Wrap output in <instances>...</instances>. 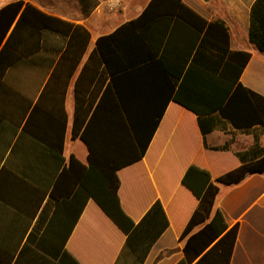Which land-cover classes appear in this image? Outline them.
Returning <instances> with one entry per match:
<instances>
[{"label":"trees","instance_id":"trees-1","mask_svg":"<svg viewBox=\"0 0 264 264\" xmlns=\"http://www.w3.org/2000/svg\"><path fill=\"white\" fill-rule=\"evenodd\" d=\"M89 39V31L81 24L44 13L23 0L9 2L0 8V75L44 50L81 54ZM248 41L264 51V0H254L251 6ZM90 54L98 56L97 65L102 64L103 92L93 109L82 113L76 108L72 123V136L88 149V164L84 166L73 155L65 163L62 130L53 155L45 158V167L61 178L79 166L81 178L75 181L79 179L85 198H93L127 235L119 256L126 251L134 264H142L168 219L160 200H155L135 223L118 199L116 171L142 157L169 101L196 115L202 136L228 127L241 132L259 128L264 133V96L239 80L250 52L231 48L226 22L206 20L183 0H148L135 17L98 36ZM15 115L13 109H0V264H79L62 250V244L49 250L47 227L40 237L34 228L28 232L49 181L45 177L37 185L32 173L19 169L14 153L19 138L27 133L30 115L19 132L23 116ZM143 122L146 136L138 143L139 150L135 157L124 156L129 139H139L135 123ZM111 145L117 150L111 151ZM234 155L239 165L214 179L198 165L185 169L181 182L197 198V205L179 236L183 257L175 264H229L238 225H230L217 204L219 185L263 173L264 146L254 134V142ZM27 163L30 167L31 160ZM86 201L71 200L78 202L72 208L71 228Z\"/></svg>","mask_w":264,"mask_h":264},{"label":"crops","instance_id":"crops-1","mask_svg":"<svg viewBox=\"0 0 264 264\" xmlns=\"http://www.w3.org/2000/svg\"><path fill=\"white\" fill-rule=\"evenodd\" d=\"M12 1L16 0H0V8ZM23 1L44 13L81 24L90 33L88 46L81 54H55L44 50L22 59L0 75L3 83H0V109H13L17 118L23 116L18 132L30 115L27 133L19 138L14 153L20 160L19 169L32 173L37 185L45 177L49 181L47 194L28 232L34 228L36 236L40 237L47 227L45 244L49 250H56L62 244V250L69 252L79 264H134L126 251L124 256H119L127 235L93 198H85L79 181L81 168L77 166L59 178L45 167V158L53 155L64 130L61 155L65 163L73 155L87 166L88 149L79 137L72 136V123L76 108L82 113L93 109L103 92L102 64L97 65L98 56L90 51L98 36L135 17L148 0H134L136 3L131 5L130 0H122L120 11L109 10L106 0ZM183 1L206 20L220 18L226 22L231 48L250 52L239 80L264 96V51L248 41L254 0ZM122 10L128 13V18L117 21L116 16ZM135 128L139 139H129L124 156L135 157L138 143L146 136V122L135 123ZM254 134L264 146V133L259 128L241 132L228 127L225 131L214 129L202 136L196 115L173 101L168 102L142 157L116 171L118 199L135 223L145 216L155 200H160L168 219V225L158 235L142 264H175L183 257V241L179 236L197 205V198L181 182L185 169L190 164L198 165L209 170L214 179L239 165L234 153L248 148L254 142ZM221 146L226 148L211 149ZM113 149L116 151L117 147L111 145V151ZM28 160H31L30 167ZM219 188L218 206L230 225H238L229 264H264V172L248 175L233 185L220 184ZM71 200H87L72 228V211L78 202L72 204ZM160 218L158 214V221Z\"/></svg>","mask_w":264,"mask_h":264},{"label":"built area","instance_id":"built-area-1","mask_svg":"<svg viewBox=\"0 0 264 264\" xmlns=\"http://www.w3.org/2000/svg\"><path fill=\"white\" fill-rule=\"evenodd\" d=\"M122 6V0H106V7L109 10L120 9Z\"/></svg>","mask_w":264,"mask_h":264},{"label":"rangeland","instance_id":"rangeland-1","mask_svg":"<svg viewBox=\"0 0 264 264\" xmlns=\"http://www.w3.org/2000/svg\"><path fill=\"white\" fill-rule=\"evenodd\" d=\"M132 3H136V1L134 2V0H130L128 1V4H132ZM121 9H119L118 11H120ZM128 18V13L125 10H122L117 16H116V20L117 21H122V19H126Z\"/></svg>","mask_w":264,"mask_h":264}]
</instances>
